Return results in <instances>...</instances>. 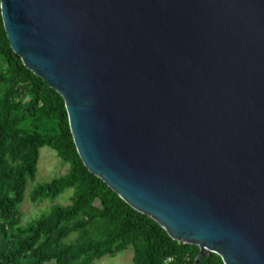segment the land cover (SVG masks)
Instances as JSON below:
<instances>
[{
  "label": "water",
  "instance_id": "water-1",
  "mask_svg": "<svg viewBox=\"0 0 264 264\" xmlns=\"http://www.w3.org/2000/svg\"><path fill=\"white\" fill-rule=\"evenodd\" d=\"M86 169L173 240L264 264V0H0Z\"/></svg>",
  "mask_w": 264,
  "mask_h": 264
},
{
  "label": "trees",
  "instance_id": "trees-1",
  "mask_svg": "<svg viewBox=\"0 0 264 264\" xmlns=\"http://www.w3.org/2000/svg\"><path fill=\"white\" fill-rule=\"evenodd\" d=\"M48 146L65 174L33 189L31 201L69 193L20 224L18 204ZM130 247L132 264H223L215 253L195 262V245L171 239L129 207L82 164L61 96L11 50L0 16V264H91Z\"/></svg>",
  "mask_w": 264,
  "mask_h": 264
},
{
  "label": "rangeland",
  "instance_id": "rangeland-1",
  "mask_svg": "<svg viewBox=\"0 0 264 264\" xmlns=\"http://www.w3.org/2000/svg\"><path fill=\"white\" fill-rule=\"evenodd\" d=\"M68 170V163L58 158L51 148L43 146L39 149V157L36 165V172L32 179L27 180L23 200L18 204L20 224L25 225L35 219L41 212L46 211L52 204H67L69 193H63L57 198L31 201L30 195L34 188L49 182L57 176L65 174ZM132 250L130 247L114 254L103 256L91 264H132Z\"/></svg>",
  "mask_w": 264,
  "mask_h": 264
}]
</instances>
